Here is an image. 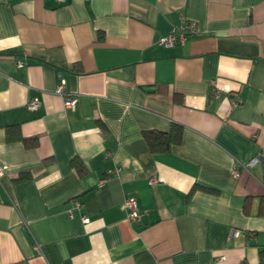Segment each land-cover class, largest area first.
Listing matches in <instances>:
<instances>
[{"label":"crops","instance_id":"0c3cea01","mask_svg":"<svg viewBox=\"0 0 264 264\" xmlns=\"http://www.w3.org/2000/svg\"><path fill=\"white\" fill-rule=\"evenodd\" d=\"M181 15L195 33L160 44ZM174 123L180 142L152 152L143 132ZM254 157L264 0H0V264H258L264 162L242 168Z\"/></svg>","mask_w":264,"mask_h":264},{"label":"built area","instance_id":"2783aa9c","mask_svg":"<svg viewBox=\"0 0 264 264\" xmlns=\"http://www.w3.org/2000/svg\"><path fill=\"white\" fill-rule=\"evenodd\" d=\"M58 2H62L63 0H56ZM180 19V26L178 31L172 30L168 32L166 35H163L159 38L160 44L164 46H172L173 44L179 42L180 44H184L186 40L188 39L189 35L192 33H195L196 25L193 21H187L185 18L181 15L179 16ZM24 65V62L22 60L17 61V66L22 67ZM55 92L60 95L63 98V104L65 108L73 109L77 104V96L75 94H72L71 92H68L66 90L65 82L61 79L57 83ZM215 97L219 96V92L217 90H214L213 92ZM233 105H237L238 101H232ZM40 102L37 99L30 100L27 103V108L31 110H35L39 107ZM264 162V160H261L259 157L252 158L249 162L242 165V168L244 170H249L252 166L257 164L258 162ZM7 169V165L0 162V177L4 175L5 171ZM119 171L118 167H113L109 169L102 178H100L98 185L102 186L107 180H108V174L117 175ZM233 175L237 177L239 175V169L234 168L233 169ZM157 179L155 177L149 178V183L153 184L156 183ZM123 207L126 210V218L129 221H136L139 219L140 214L136 208V199L134 196L126 195L123 198ZM84 221H87V217H83ZM240 230L233 229L229 233V238L236 237L240 235ZM35 248L39 250V247L35 245ZM224 255H221L218 257V260H223Z\"/></svg>","mask_w":264,"mask_h":264},{"label":"trees","instance_id":"16d2710c","mask_svg":"<svg viewBox=\"0 0 264 264\" xmlns=\"http://www.w3.org/2000/svg\"><path fill=\"white\" fill-rule=\"evenodd\" d=\"M182 135V127L178 124H172L166 132L156 130H146L143 132V137L152 152H163L172 143H179ZM26 142V140H24ZM73 165L79 171L82 170V163L77 160H72ZM260 213L264 214V205L260 207ZM245 264V263H241ZM258 264H264V250L259 251Z\"/></svg>","mask_w":264,"mask_h":264}]
</instances>
